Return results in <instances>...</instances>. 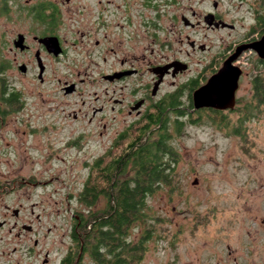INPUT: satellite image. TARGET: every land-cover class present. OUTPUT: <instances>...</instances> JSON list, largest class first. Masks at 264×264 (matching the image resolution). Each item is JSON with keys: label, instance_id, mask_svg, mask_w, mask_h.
<instances>
[{"label": "flooded vegetation", "instance_id": "af4514ba", "mask_svg": "<svg viewBox=\"0 0 264 264\" xmlns=\"http://www.w3.org/2000/svg\"><path fill=\"white\" fill-rule=\"evenodd\" d=\"M0 19L20 29L7 41L0 74L15 69L28 83L5 84L0 103L17 113L35 104L45 117L74 98L65 119L90 132L77 139H127L137 127L188 109L248 139L247 126L264 119V0H0ZM227 79L230 91L236 85L228 108L196 107L195 92L209 81L211 91L225 89ZM250 183L228 203L232 213L238 203L242 210L228 219L233 233L226 230L223 248L211 250L210 264H264V180ZM80 217L73 215V244L57 264H116L106 250L95 261L79 246ZM14 230L18 238L37 231L18 222ZM44 251L42 264H55Z\"/></svg>", "mask_w": 264, "mask_h": 264}, {"label": "rangeland", "instance_id": "374dc122", "mask_svg": "<svg viewBox=\"0 0 264 264\" xmlns=\"http://www.w3.org/2000/svg\"><path fill=\"white\" fill-rule=\"evenodd\" d=\"M19 30L0 19V60L8 50L7 41ZM205 56L203 61L208 60ZM0 76L4 78L0 77V100L5 84L10 90L28 86L15 69ZM59 87L56 84V89ZM67 101L64 107L58 101L55 111L50 110L45 117L35 104L17 113L0 103V224L8 223L0 227V264H42L38 252L44 248L57 264L73 244V215L85 217L89 210L80 201L85 185L89 180L99 187L104 185L94 173L96 162H108V154L116 157L123 149V144L117 145L119 139H108L107 135L77 139L82 132L86 136L90 132L65 119L75 99ZM209 119L203 113L196 120L191 109L167 116L177 162L170 182L148 197L146 221L129 231L128 239L134 243L148 237L140 264H210L211 250L222 249L226 234L233 233L228 219L242 210L238 203V211L233 208L232 213L228 203L236 200L235 194L244 186L252 189L255 183L250 181L264 180V119L247 126L248 139L236 138L231 127ZM250 202L255 204V200ZM104 205L101 196L97 209ZM249 206L248 213L255 210L251 203ZM17 210L18 218L14 214ZM16 222L32 225L36 236L25 232L18 238L16 231L22 230L21 226L14 230ZM36 239L38 248L34 247Z\"/></svg>", "mask_w": 264, "mask_h": 264}, {"label": "trees", "instance_id": "16d2710c", "mask_svg": "<svg viewBox=\"0 0 264 264\" xmlns=\"http://www.w3.org/2000/svg\"><path fill=\"white\" fill-rule=\"evenodd\" d=\"M166 123L154 120L153 125L137 127L126 146L129 137L119 139L117 145L123 144V149L118 156L108 154V162H96L94 173L104 185L99 187L94 180L87 182L80 201L89 210L80 217V225L76 221L74 229L75 240L79 246L84 243V251L95 261L106 250L112 259L119 258L116 264L141 263L148 237L134 243L128 239L129 231L146 221L148 197L170 182L177 162ZM176 123L180 131L182 123ZM101 196L105 205L100 210L97 206ZM74 260L71 257V262Z\"/></svg>", "mask_w": 264, "mask_h": 264}, {"label": "water", "instance_id": "95a60500", "mask_svg": "<svg viewBox=\"0 0 264 264\" xmlns=\"http://www.w3.org/2000/svg\"><path fill=\"white\" fill-rule=\"evenodd\" d=\"M264 42V40H263ZM263 55V54H261ZM223 74H220L219 75V78L222 76ZM212 87L213 85L211 84V81L208 82V84L201 88L199 91L195 92L194 94V100H195V104H196V107L197 108H204V107H215V108H221V109H225V108H228L227 105H223V106H219V105H214L213 103L211 102H208V99L205 100V97L206 95H209V92L212 90ZM235 89H236V85L234 86V89L232 91H230V97H231V100L233 99L234 97V92H235ZM205 94V95H204ZM197 183V182H196ZM17 213V211H16ZM3 224H0V227L2 226Z\"/></svg>", "mask_w": 264, "mask_h": 264}, {"label": "bare ground", "instance_id": "6f19581e", "mask_svg": "<svg viewBox=\"0 0 264 264\" xmlns=\"http://www.w3.org/2000/svg\"><path fill=\"white\" fill-rule=\"evenodd\" d=\"M229 79H227V86L225 89L222 88V90H217V91H210L209 95H206L205 100L208 99V102L213 103L214 105H227L230 103L231 98H230V90L231 87L229 85ZM205 95V94H204Z\"/></svg>", "mask_w": 264, "mask_h": 264}]
</instances>
